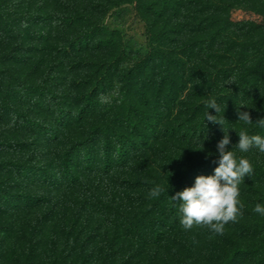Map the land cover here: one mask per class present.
<instances>
[{"label": "trees", "instance_id": "obj_1", "mask_svg": "<svg viewBox=\"0 0 264 264\" xmlns=\"http://www.w3.org/2000/svg\"><path fill=\"white\" fill-rule=\"evenodd\" d=\"M45 1L34 11L35 0H20L25 8L17 16L0 12V21L8 20L5 32L33 41L26 51L17 43L2 51L9 35L1 32L0 81L9 83L0 84V124L10 134L0 137V150L13 156L0 162V211L17 217L43 208L30 224L27 246L10 243L23 232L14 221L3 226L0 264H141L149 247L167 250L164 264H177L180 256L171 243L189 231L171 197L217 166L214 155L186 165L184 146H216L224 135L223 125L204 120L208 99H218L225 130L232 128L230 147L239 141L235 124L241 104L253 121L264 118V22L232 18L237 8L264 14L263 0ZM129 2L136 3L146 23L149 49L125 68L128 55L120 32L102 19ZM90 54L96 59L68 64L70 56ZM222 59L233 62L226 65ZM68 67L92 71L71 85L65 82ZM117 84L121 93L104 102ZM74 125L84 128L75 131ZM244 130L264 135L255 124ZM55 146L60 155L50 163L45 156ZM253 168V181L246 176L240 185L246 201L250 192L258 194L251 207L264 203V167ZM116 172L122 176L114 182ZM34 184L42 190L35 191ZM155 187L167 191L153 196ZM61 190L81 203L76 214L67 207L58 213ZM130 201L149 205L146 221L139 218L133 226L134 236L121 231ZM83 211L87 217L100 213L101 223L79 227ZM59 216L62 241L50 227ZM112 217L120 222L109 224L107 235L98 238L105 218ZM238 229L264 233V216L253 211ZM98 243L107 248L104 254H96ZM136 244L137 250H126ZM149 264L157 262L152 258ZM218 264H264V243L226 251Z\"/></svg>", "mask_w": 264, "mask_h": 264}, {"label": "rangeland", "instance_id": "obj_2", "mask_svg": "<svg viewBox=\"0 0 264 264\" xmlns=\"http://www.w3.org/2000/svg\"><path fill=\"white\" fill-rule=\"evenodd\" d=\"M20 0H0V12H3V14H8L10 16H17L16 14L20 11L24 10L25 7H22L21 4H19ZM264 2V0H263ZM45 2L43 0H35L34 2V11L39 9L41 5H43ZM18 4V5H17ZM52 4H55L54 1H52ZM15 8V9H12ZM3 16V15H2ZM4 17V16H3ZM2 21H0V38L5 35H1V32H4L6 35L9 36L7 38V41L2 48V51H7L12 44L21 45V49L24 51L28 50L30 47V44H33V41L30 39H25L24 37L18 40H15V35L5 32L9 29L5 30V23L8 22L6 20L7 18H3ZM232 18L236 21L240 20H252L256 21L258 23L264 22V14L263 13H257L249 10H244L241 8H237L233 10L232 12ZM102 23L111 28V29H117L120 32V39L122 40V45L126 49V53L128 55V60L123 65L125 68H129L134 62L141 59L143 56H145L148 52L149 46L147 41V35H146V23L144 19L142 18L141 14L139 13L137 9V5L134 2H129L126 4H122L116 8H113L109 12L106 13V15L102 19ZM61 35L59 31L55 33V36L58 38V36ZM64 35H67V32H65ZM5 37V38H6ZM37 40V39H36ZM20 49V47H19ZM23 54V52L21 53ZM20 60L22 59L21 56H19ZM96 59L93 54L90 55H74L70 56L68 64L69 63H75L78 61L85 62L87 60H94ZM50 60V59H47ZM223 62L226 63V65H229L228 63L233 62L231 59H222ZM17 69L21 68L19 65H15ZM92 67L85 68L83 71H73L74 69H66V74L68 75L66 77L65 82L68 84L73 83V81L78 82L82 78H86V76L92 71ZM45 77V76H44ZM53 77L50 78V80ZM0 81V84H3V88H6L9 81ZM51 83V81H50ZM264 87V86H263ZM74 88V87H73ZM120 84H117L115 87V90L112 91L110 94H108V101H111L114 96L121 93L120 90ZM77 88L75 87L74 90ZM245 104H241V111H248V109H245ZM74 125L73 130L75 131H81L84 126ZM90 123H86L85 127H89ZM246 124L243 121H237L235 124L237 133L239 131H244ZM10 134V128L8 126H3L0 124V137H7ZM195 143V142H194ZM193 143V144H194ZM197 145V144H194ZM193 146V145H192ZM185 153L183 155V163L189 164L193 160L197 159H208L214 155L215 158L217 156L214 154L216 151V146L212 147H204L197 145L196 147L193 146L192 148H189L187 146H184ZM229 148H231L229 146ZM238 156L243 155L246 156L253 166L258 165L259 167H264V153H260L258 150H252L249 153H240L239 150L236 148L233 149ZM209 153H213V155H209ZM48 155L45 156L46 161L52 162L60 155V148L59 147H51L49 149ZM13 156L9 150H0V162L4 161L5 159ZM121 172H116V174L112 177V181L115 182V180L122 176ZM246 180L252 182L253 180L251 177H248ZM245 184V183H244ZM105 186V185H104ZM31 187L35 189V191H41L42 188L39 184H34ZM241 189V188H240ZM57 197L62 198V203L58 204V213L63 211V207H67V211L71 214H76L78 207H81V203L77 205V201L75 198H73L71 195V191L64 192L63 190L57 191ZM250 196H246L244 199V196L242 195V189H241V202L242 204H245L242 209V214L239 216L236 222H230L224 231L223 235L214 234L211 232L206 226H194L192 230H190L188 233H182L180 234L176 241V243H171L172 246H176L175 250L178 255L180 256L179 260L177 261V264H218L219 261L224 257L226 251H230L233 248H246L249 246L254 245H261L262 242L264 243V233L260 232H254V231H245L244 233L241 232L238 227L239 223L243 219L251 218V215L254 211L255 207H251L252 204H255L256 198H258V194H256L255 190L250 192ZM79 196V195H78ZM80 200V197H79ZM144 205H137L136 203L132 204V201L129 202L128 212L124 216H126V228L121 230L126 233V230H128V234L130 236H134L135 231H133V226L136 224L138 219H142L143 222L146 221V219L143 217V214L147 212V208L149 205L144 201ZM93 204V203H92ZM251 204V205H250ZM66 205V206H65ZM250 207H247L249 206ZM46 209V208H45ZM39 210V211H38ZM43 211L42 209H34L30 211L29 213H22L19 216H12L9 213H5L4 211H0V236H6V231L4 230L3 226L8 222H13L16 225V228H22L23 232H20L17 234L15 238L11 237L10 243L12 245H15L13 241L18 240V245H24L27 246V242L31 237L32 230L30 224L36 223L37 219L39 218V212L41 213ZM96 214L92 215L91 217H87L86 213L83 211L80 214L82 215L81 221L82 225H85L87 229L89 227H92V225L101 223L97 222L99 221L101 215L98 212H94ZM50 223V227L56 230H58V235L60 236L59 241H62L63 239V232H62V219L59 216ZM88 218V220H86ZM111 218V217H110ZM115 220V221H112ZM117 219L115 217H112V219L105 218L106 226L103 227L101 234H99L98 238H102L107 235V229L111 228L113 225H110L111 223H118L120 221H116ZM120 220V219H118ZM33 224V225H34ZM49 227V228H50ZM61 227V228H60ZM132 228V229H131ZM115 229L109 230L108 235L111 236V232L113 233ZM122 233V232H120ZM83 239H81L82 241ZM101 240V239H100ZM98 242V241H97ZM152 246V245H151ZM80 247V246H79ZM78 247L77 251L80 250ZM100 244H97V248L95 249L96 254L99 252H102V254L105 253L107 248L101 249ZM131 248H134L133 250H137V244L132 245L130 247H127L126 250L130 251ZM140 250V249H139ZM155 247L154 249L152 247H149L148 250L144 253L141 264H149V261L154 258L157 262V264H164L163 262V254L164 252H167L165 249L156 250L155 254ZM88 251H92V248H89ZM79 253V252H78ZM168 254V253H167ZM169 255V254H168ZM171 260L176 263L175 257L171 254ZM179 262V263H178Z\"/></svg>", "mask_w": 264, "mask_h": 264}, {"label": "clouds", "instance_id": "obj_3", "mask_svg": "<svg viewBox=\"0 0 264 264\" xmlns=\"http://www.w3.org/2000/svg\"><path fill=\"white\" fill-rule=\"evenodd\" d=\"M108 100V97L104 98V102ZM209 109H214L215 114L209 112ZM205 119L212 124L219 123L224 128V135L218 141L214 153L217 156V166L212 174L198 175L194 185L185 187L171 198L179 203L180 224L184 230L190 231L194 226H206L214 234L223 235L226 226L230 222H236L242 214L240 185L254 171L251 161L246 156H238L233 149L238 147L240 153H249L254 149L264 153V135L249 134L247 130L239 131L238 143L229 148L232 144L229 129L232 128L225 130V117L224 114L221 116V105L216 97L208 99ZM238 121H243L246 125L255 124L264 129V118L253 121L248 112L240 111L239 108ZM165 190L167 191L162 187H155L152 195L159 196ZM254 212L264 216V203H257Z\"/></svg>", "mask_w": 264, "mask_h": 264}]
</instances>
